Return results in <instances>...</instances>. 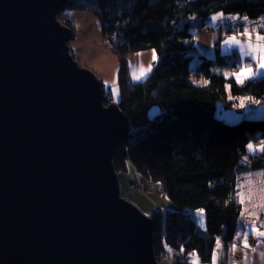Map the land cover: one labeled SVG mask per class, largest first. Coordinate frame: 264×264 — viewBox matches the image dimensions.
I'll use <instances>...</instances> for the list:
<instances>
[{"label": "water", "instance_id": "obj_1", "mask_svg": "<svg viewBox=\"0 0 264 264\" xmlns=\"http://www.w3.org/2000/svg\"><path fill=\"white\" fill-rule=\"evenodd\" d=\"M69 1L0 0V264H157L112 162L128 117L73 59Z\"/></svg>", "mask_w": 264, "mask_h": 264}, {"label": "trees", "instance_id": "obj_2", "mask_svg": "<svg viewBox=\"0 0 264 264\" xmlns=\"http://www.w3.org/2000/svg\"><path fill=\"white\" fill-rule=\"evenodd\" d=\"M64 8L90 12L101 34L120 44L116 104L131 129L113 150L114 170L124 173L131 166L176 207L147 214L155 257L164 256L166 247L183 249L184 258L172 264H189L193 253L209 263L217 239L227 244L235 235L242 212L235 194L238 175L264 167V152L250 156L246 148L253 139L264 141V117L227 123L215 109L246 97L262 104L264 77L237 85L212 72L214 65L237 64L235 54L222 55L217 46L214 59L198 56L190 72L191 30L215 13L256 20L264 16V0H70ZM146 49L158 59L145 80L131 82L124 55ZM152 107L158 111L149 116ZM197 209L204 212V230L190 214Z\"/></svg>", "mask_w": 264, "mask_h": 264}, {"label": "crops", "instance_id": "obj_3", "mask_svg": "<svg viewBox=\"0 0 264 264\" xmlns=\"http://www.w3.org/2000/svg\"><path fill=\"white\" fill-rule=\"evenodd\" d=\"M216 14H218V13L211 15L209 17V19L207 20L206 24L202 28L191 30V43H192V46L194 48V51L198 54V56H203L205 58L214 59L215 58V52H216L215 47L217 45V48H218L220 54L229 55V54L233 53L237 57L238 56V50L223 48V47H221V45L223 44V41L227 37L232 36L234 34L237 35V39L241 40V42H245L246 38L243 35H239L238 31H237V30H239L240 32H242L243 26L245 24L248 25L249 32L251 33L252 43H256L255 37L257 35V32H259V34H261V35H264V29H261L259 27V25L261 23V18H264V16H261L260 18H258L256 20L247 19V21L243 20L242 17H240L241 19H238L236 21L224 19L222 21H217L214 24L211 21V17L216 15ZM221 14H223V13H221ZM223 16L224 17H230V16H234V15L223 14ZM235 16H238V15H235ZM66 21H67V23L74 25L69 20H66ZM254 26L257 28V32H252V28ZM232 29L236 33H234V34L231 33ZM73 36H74V32H73ZM201 39H203V40L206 39V45L203 44V45H197L196 46L195 42L201 41ZM69 48H71L70 44H69ZM107 52H111V51H107ZM105 53H106V51H102L101 49L97 50V53L93 54L89 58L88 62L84 63L83 66L87 67L88 70H90L97 77V79L102 83L103 86L105 85V82H107L108 88L112 92V89L114 87L116 89H118L117 74H118V66L119 65H118L117 61L113 60L114 56H113V58L110 56L111 60L109 59V61L106 62L104 58L108 59L109 55L108 54L105 55ZM112 54H114V53H112ZM152 54H153V49H146V50L127 52L126 53V57H125L126 59L125 60H126V64H127L128 78L131 82L136 83V81L132 80L133 70L139 68L140 66L147 68L150 63L154 64V62L152 61ZM76 57L74 56L76 61H79ZM247 62H249V58H245V63H247ZM217 66H219V65H217ZM219 67L222 70L223 69L227 70L225 72L221 71V75H223L226 78H232L235 81L234 77H232L231 75L226 76L225 74L226 73L230 74L232 72L237 71L238 70V62L236 64V68H234V69L229 68V67H225V66H219ZM262 77H264V76H262ZM113 80H115V84H113ZM143 80H145V79H143ZM143 80H141L139 82H142ZM118 96H117V98H118ZM238 102H240V100ZM238 105H240V104H238ZM260 107H257L256 109H259ZM257 114L262 115V114H264V111L256 112L253 109H244V111L241 113V115H243L242 117H248V118L249 117H255L253 115H257ZM221 116H222V118H221L222 120L228 121V122L234 121L235 119L238 120L237 113L231 114L230 112L225 111V112L221 113ZM257 147H259V145H257ZM256 170L261 172L262 170H264V167L261 169H256ZM253 171L254 170H247V171H244L238 175V183H237V187H236V193L238 191H243L246 193L250 186H258L259 185V179L258 178L252 179L251 184H249L248 180L246 179L250 175L255 176V174L252 173ZM259 197L260 196L258 194V190L253 193L252 198H251V202L247 197H245L244 202L248 203L250 206L249 207L247 206V211L245 212L243 210V204H241L242 210H243L242 212H245L244 216L242 217L240 215L239 220H238V222L241 225L248 224L252 220H256L258 222V224L260 222H264V213L258 212L253 207V202L256 204H259V202H260ZM237 199H239V197H237ZM198 213H199V210L190 211V214H191L192 218L194 219L195 223L197 221L196 225H197L198 229L204 230L205 229V218L204 217H203L204 219L202 218L203 226H201V223H200L201 217L198 215ZM238 230L241 231L240 240H234V238H233V240L227 244H223L222 242H220L222 247L217 253V255H218L217 264H264V262H262V260L260 258V253L264 252V246L257 248L256 252H252L251 248L256 247V240L253 238V236L250 235L249 239H248V243L250 245V248L247 250L243 249V247L241 245V240L243 238V232H242V229H238L236 226L235 235H236V232ZM259 230L264 231V227H260ZM235 235H234V237H235ZM233 243L237 244V248H236L235 253L229 251V249L231 248V245ZM214 250H216V244H215ZM171 255H173L175 260L176 259L180 260V259L184 258L182 251H171ZM245 256H247L249 258L248 261H245ZM193 259H196V257L192 256L191 262L189 264H192ZM198 264H212V258H211L209 263H201L200 261H198Z\"/></svg>", "mask_w": 264, "mask_h": 264}, {"label": "rangeland", "instance_id": "obj_4", "mask_svg": "<svg viewBox=\"0 0 264 264\" xmlns=\"http://www.w3.org/2000/svg\"><path fill=\"white\" fill-rule=\"evenodd\" d=\"M70 14V15H69ZM243 18V17H242ZM57 19L65 25L68 26L73 32L74 36L70 39L68 45L70 44V53L73 57V59L76 61L74 56L79 60L76 61L77 64L82 67L84 63H87L89 58L97 53V50L106 51L105 55H109V58H104L105 61L111 60V57L113 60L117 61L119 65V59L122 56V50L120 48V44L118 43V40H114L113 37L107 38L101 34L100 25L98 22V19L87 11H79V10H71L63 8L60 13L57 16ZM69 20L74 25H71L70 23H67L66 20ZM74 26V27H73ZM231 33H236L233 29L231 30ZM206 45V39H201V41H196L195 45ZM217 46V45H216ZM120 48V49H119ZM111 51V52H107ZM114 53V54H112ZM111 56V57H110ZM126 57V54L124 55V58ZM107 59V60H106ZM126 59V58H125ZM199 61L198 54L194 51L192 54L191 61L189 63V70L192 72L195 69V66L197 65ZM119 67V66H118ZM212 72L216 74H221V71H227L226 69H221L219 66L215 65L212 69ZM192 77V81L196 83H203V80H200L198 78ZM97 78V77H96ZM118 85V84H117ZM103 86V85H102ZM105 86V85H104ZM109 92L110 89L108 88ZM119 93V89H118ZM117 99V97H116ZM116 99L112 101L107 100L106 104L110 103H116ZM244 99V98H242ZM240 99V101L242 100ZM240 102L232 103V104H218L215 109V116L222 118L221 113L222 112H230L231 114L237 113L238 120L241 118H248V117H242L241 113L244 111V109H253L254 111H264V102L261 104H255L251 103L249 100H245L246 107L241 108ZM261 106V107H260ZM257 107H260L259 109H256ZM158 109L156 107H152L149 111V116L154 115ZM255 117H249V118H263L264 114L262 115H253ZM240 117V118H239ZM237 121V119H235ZM226 121L227 123H234L236 121ZM254 147H257V145H260L259 141L253 139L251 142ZM248 151V149H247ZM116 172V171H115ZM253 174L260 173L257 170H254L252 172ZM119 183V190L120 195L130 201L136 208L143 213L144 215L148 216L147 214L155 209H175L176 207L171 203V201L165 196L162 195L158 191V187L149 180L148 178H145L144 176L139 175L131 166L127 167V171L124 173H116ZM251 176V175H250ZM254 177V176H253ZM256 179V178H254ZM259 196L261 193L258 191ZM247 206L250 205L248 203H243V210L247 209ZM199 212H203L202 209H197ZM242 210V211H243ZM246 212V211H245ZM204 217V212H203ZM202 217V218H203ZM204 219V218H203ZM197 223V221H196ZM155 256V255H154ZM161 258V259H160ZM165 259V260H164ZM155 260L157 264H172V262L175 260L173 255H171V251H169L166 248V252H164V256L162 257H155Z\"/></svg>", "mask_w": 264, "mask_h": 264}, {"label": "snow or ice", "instance_id": "obj_5", "mask_svg": "<svg viewBox=\"0 0 264 264\" xmlns=\"http://www.w3.org/2000/svg\"><path fill=\"white\" fill-rule=\"evenodd\" d=\"M70 15V14H69ZM224 19H228L231 21H236L238 19H241L238 16H230V17H224L223 14L218 13L211 17V21L215 24L217 21H222ZM243 20L247 21V17H243ZM261 29H264V18H261V23L259 25ZM238 34L243 35L246 40L245 42H241V40L237 39V35L234 34L232 36L227 37L224 41L221 47L227 48V49H235L238 50V56H237V62H238V70L235 72H232L230 74L226 73L225 75H231L235 78V82L237 85H243L245 81H251L255 80L257 78H260L264 76V35L259 34L257 32V28L254 26L252 28V32H257V35L255 37L256 43H252V36L249 32L248 25L245 24L243 26L242 32L239 30ZM245 58H249V62L245 63ZM158 57L153 50L152 54V61H157ZM254 62V63H253ZM131 67V66H130ZM153 63H150L147 68H144L143 66H140L139 68L133 70L132 72V80L139 82L143 79H146L149 75V73L152 71ZM113 84H115V80H113ZM105 87L107 88V82H105ZM228 86L226 85V89ZM113 100L116 99V97L119 95L118 89L115 87L112 89L111 92ZM230 99H232L231 96H229ZM245 100L251 101V103L259 104L260 101H254L251 100V98L246 97L240 101V107L244 108L246 107ZM248 153L250 156H254L257 152H264V141H261L259 147H254L253 144L249 143L247 145ZM246 162V161H245ZM258 178L259 179V185L258 186H250L247 190V192L238 191L236 193V196L239 197L238 203L243 204L245 197H247L250 202L252 195L255 191H259L261 193L259 197V204H256L253 202V207L261 213H264V170H262L260 173L255 174V176H249L246 179L248 180L249 184H251L252 179ZM247 211V209H245ZM245 212H241V216L243 217ZM198 215L201 217V226H203V212H199ZM260 227H264V222H258L256 220H252L248 224L241 225L239 222L237 223V228L242 229L243 232V238L241 240V245L243 249L247 250L250 248V245L248 243L249 236H253V238L256 240V247H252L251 251L256 252L257 248L264 246V231L259 230ZM241 238V231H237L236 235L234 237V240H240ZM221 243L219 239H217L216 242V250L212 253V264H217L218 262V251L221 249ZM237 248V244L233 243L231 245V248L229 251L235 253ZM170 251V250H169ZM183 251V249H181ZM195 257V253L192 254ZM260 258L262 262H264V252L260 253ZM249 258L245 256V261H248ZM192 264H198V261L196 259H193Z\"/></svg>", "mask_w": 264, "mask_h": 264}, {"label": "built area", "instance_id": "obj_6", "mask_svg": "<svg viewBox=\"0 0 264 264\" xmlns=\"http://www.w3.org/2000/svg\"><path fill=\"white\" fill-rule=\"evenodd\" d=\"M119 49H120V48H119ZM102 91H103V95H104V103H106L107 100L112 101L113 98H112L111 93H109L108 87L106 88L105 86H103ZM106 105H107V104H106ZM164 252H166V247H164Z\"/></svg>", "mask_w": 264, "mask_h": 264}]
</instances>
